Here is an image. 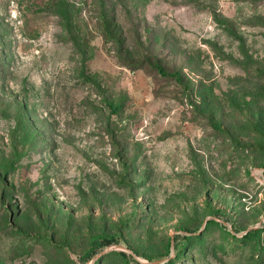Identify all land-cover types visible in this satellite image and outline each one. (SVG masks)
Segmentation results:
<instances>
[{"label": "rangeland", "instance_id": "374dc122", "mask_svg": "<svg viewBox=\"0 0 264 264\" xmlns=\"http://www.w3.org/2000/svg\"><path fill=\"white\" fill-rule=\"evenodd\" d=\"M0 264H264V0H0Z\"/></svg>", "mask_w": 264, "mask_h": 264}, {"label": "trees", "instance_id": "16d2710c", "mask_svg": "<svg viewBox=\"0 0 264 264\" xmlns=\"http://www.w3.org/2000/svg\"><path fill=\"white\" fill-rule=\"evenodd\" d=\"M156 67H157V69H158L160 75L165 76V77L173 78V79H175L178 83L183 84V82H184V77H183V75H182L180 72H178V71H174V72L166 71L165 68H164L163 66H161V65H156ZM108 103H109V102H108ZM109 105H110L111 107H114L112 103H109ZM119 108H120V107H116V108H114V109H116V111H118ZM18 231H19L20 234H22V235H24V236L29 235L28 233H25V232L23 231V229H21V228H18ZM247 234H248V236H250V235L252 234V232L249 231ZM114 241H115L114 237H103V239H102L100 242H97V245L103 247V246H106V245H110V244L113 243ZM94 250H96V249H94ZM94 254H95V251H88V252H86V254H85V257H86V258H84V259H85V260H89V259H91V258L94 256Z\"/></svg>", "mask_w": 264, "mask_h": 264}]
</instances>
